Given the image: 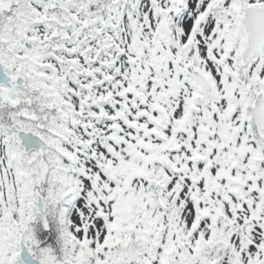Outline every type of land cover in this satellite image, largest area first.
<instances>
[{"label": "snow or ice", "instance_id": "1", "mask_svg": "<svg viewBox=\"0 0 264 264\" xmlns=\"http://www.w3.org/2000/svg\"><path fill=\"white\" fill-rule=\"evenodd\" d=\"M0 264H264V0H0Z\"/></svg>", "mask_w": 264, "mask_h": 264}]
</instances>
